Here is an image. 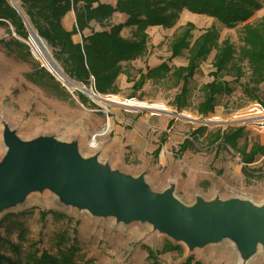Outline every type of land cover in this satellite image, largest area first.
<instances>
[{"label":"rangeland","instance_id":"rangeland-1","mask_svg":"<svg viewBox=\"0 0 264 264\" xmlns=\"http://www.w3.org/2000/svg\"><path fill=\"white\" fill-rule=\"evenodd\" d=\"M123 20L121 16L115 19L116 22ZM262 20L264 9L254 13L248 22L257 24ZM187 23L194 26L191 41L213 26L219 32V42L227 39L235 49L241 46L242 25L225 29L212 18L183 11L173 28L146 30L148 53L131 64L129 73L133 81L138 78L136 71L139 69L145 72L146 68L161 63L172 69L186 66L187 52L170 59V43ZM122 36L129 37L130 29H124ZM8 39L5 28L0 26V40ZM23 54L8 52L0 44V117L21 139L53 135L62 141H77L84 157L99 153L101 161L124 173L137 176L146 172V181L154 191L160 192L173 183L174 196L186 205L191 204L195 196L206 200L215 196L221 199L237 197L264 204V128L243 122L245 116L240 117L253 104L264 109V82L251 95L242 94L238 85L231 84L232 94L217 97L213 114L198 115L195 108L202 100L201 88L212 81V51L199 64L190 81V106L181 111L173 105L180 85H176L170 75L159 81H147L135 93L131 89L133 83L126 82L122 75L117 82V95L97 96L98 99L117 97L120 101L158 104L168 110L151 113L109 102L99 104L79 92L83 88L91 92L90 86L71 87L68 82L64 84L63 93L56 96L53 89L36 86L26 79L25 76L40 68L41 63L31 54L27 58L22 57ZM242 67L246 72L245 64ZM77 94L83 95L87 103L82 105ZM176 114L178 120L172 117ZM233 117L240 119L233 120ZM106 126L108 131L96 136ZM234 130H241L234 148L222 142L212 143L216 135ZM185 140L188 149L180 151ZM244 143L254 145L258 151L261 149V154H256L249 165L242 162L239 152ZM3 151L0 136V156ZM21 229L25 232L23 242L18 239ZM60 234L65 235L68 244L76 241L78 264H183L188 258L191 264L237 262L229 243L188 254L183 245L150 234L148 227L137 224L124 227L115 225L111 219L95 220L86 212L62 207L49 193L31 195L22 206L0 214V236L4 242L20 246L19 258H24L32 242L56 255L55 241ZM169 243L179 249L166 251ZM1 248L6 256L18 259L6 245ZM145 248L155 254L154 259L147 257ZM249 264H264V254L260 253Z\"/></svg>","mask_w":264,"mask_h":264},{"label":"trees","instance_id":"trees-1","mask_svg":"<svg viewBox=\"0 0 264 264\" xmlns=\"http://www.w3.org/2000/svg\"><path fill=\"white\" fill-rule=\"evenodd\" d=\"M101 1L15 0L14 9L8 0H0V26L5 28L9 36L8 40H0V44L6 51H15L18 55L24 53L22 57L27 58L30 56L27 47L11 37V34L25 38L27 29L34 31L44 41L52 59L64 75L79 85H91L101 96L117 95V82L122 75L126 77V82L133 83V93L139 91L147 81H159L170 75L175 84L180 85L179 92L173 99V105L179 111L190 106V81L199 64L214 51L211 64L213 71L210 74L212 81L201 88L202 100L195 108L197 114L204 117L213 114L217 97L232 94L231 84L238 85L242 94L251 95L256 93L264 82V20L257 24L248 22L254 13L264 9V0ZM70 11L74 13L75 23L70 31H66L62 26V19ZM183 11L212 18L225 29L242 25L241 46L235 49L227 39L219 42V32L213 26L191 41L194 26L187 23L170 43V59L187 52L186 66L172 69L161 63L154 68H146L145 72L139 69L136 71L138 78L133 81L129 73L131 64L140 61L148 53L146 30L150 27L173 28ZM120 16L124 17V20L116 22V17ZM124 29H130L129 37L122 36ZM85 31L89 32L88 35L84 34ZM76 35L80 36V43L73 42L72 37ZM243 64L246 66V72L243 70ZM25 77L36 86L53 89L56 96L63 93V87L54 82L52 76L42 67L36 68ZM224 77L230 80H225ZM76 96L82 105L87 103L83 95ZM240 134L241 130L223 132L216 135L212 143L222 142L234 148ZM247 145L244 143L239 152L243 156L242 162L249 165L256 154H261V149L258 151L253 145L247 151ZM186 149L188 141L185 140L180 151ZM244 171H247V168H244ZM24 234L21 229L19 241H24ZM64 236L60 234L56 237V255L40 249L37 243L32 242L24 258H19L20 246L4 242L0 236V264H78L77 243L74 240L68 244L69 241ZM2 245H6L18 259L13 260L6 256ZM170 245L172 244H167L166 251L179 249L178 246ZM145 250L147 257L154 259L155 254L148 248ZM183 264H191V258Z\"/></svg>","mask_w":264,"mask_h":264},{"label":"water","instance_id":"water-1","mask_svg":"<svg viewBox=\"0 0 264 264\" xmlns=\"http://www.w3.org/2000/svg\"><path fill=\"white\" fill-rule=\"evenodd\" d=\"M9 1L16 9L15 0ZM48 55L58 68L49 50ZM79 92L89 97L85 88ZM0 126L4 148L0 214L22 206L31 195L49 193L62 207L86 212L95 220L148 227L150 234L183 245L188 254L225 242L235 253L236 264H249L264 254V204L237 197L206 200L195 196L186 205L174 196L173 183L154 191L146 172L124 173L101 161L99 153L84 157L77 141H62L53 135L24 140L1 117Z\"/></svg>","mask_w":264,"mask_h":264},{"label":"bare ground","instance_id":"bare-ground-1","mask_svg":"<svg viewBox=\"0 0 264 264\" xmlns=\"http://www.w3.org/2000/svg\"><path fill=\"white\" fill-rule=\"evenodd\" d=\"M34 45V58L39 60L41 65L44 66V68L50 72L61 84H66L67 82L71 85V87H76L75 84L69 82L66 78V76L62 73V71L60 70V68H56L48 55V49L45 46V44L42 41H39L38 39H35L33 42ZM89 97L91 99H93L94 101H97L99 104H104L106 102L115 104V105H119V106H124L125 108H132V109H139V110H146V111H150L151 113H157V112H168V110L162 106V105H158V104H151L148 105L146 103H139V102H135L132 100H125V101H120L117 97H112L110 99H98L95 96H93L92 94H90V92H86ZM108 126H106L102 131L98 132L96 136H102L104 135L107 131H108ZM90 146H94L93 143L90 144Z\"/></svg>","mask_w":264,"mask_h":264},{"label":"built area","instance_id":"built-area-1","mask_svg":"<svg viewBox=\"0 0 264 264\" xmlns=\"http://www.w3.org/2000/svg\"><path fill=\"white\" fill-rule=\"evenodd\" d=\"M13 38H15V39L19 40L21 43H23L27 47L29 54H31V56L34 57L33 52H34L35 47L33 45V42L35 39H38L39 41H41L37 37V34L34 31L27 29V35L25 38L16 37L14 34H13ZM41 66H43V65H41ZM58 83H60V82H58ZM61 85H63V84H61ZM89 86H90V91H91L90 94H92L93 96L98 98L97 97L98 94L93 90L91 85H89ZM242 116H245V120L243 122L248 121V123H250L252 125L258 126L259 128H262V129L264 128V109L259 104H253L251 107H249L247 109V112L244 115H241L240 117H242ZM172 117L174 118V120H178L179 116L176 114L175 116L172 115ZM236 119L239 120L240 118L233 117V120H236Z\"/></svg>","mask_w":264,"mask_h":264},{"label":"crops","instance_id":"crops-1","mask_svg":"<svg viewBox=\"0 0 264 264\" xmlns=\"http://www.w3.org/2000/svg\"><path fill=\"white\" fill-rule=\"evenodd\" d=\"M110 0H102L101 2L103 3H108ZM110 3V2H109ZM75 20H74V13L72 11H70L69 13H67L64 18L62 19V26L66 31H70L72 29V27L74 26ZM97 30V28H96ZM88 31H85L84 34L88 35ZM73 42L75 43H80L81 42V38L80 36H74L72 37ZM120 79V77L118 78V80ZM252 144L248 145V150L251 148ZM247 150V151H248Z\"/></svg>","mask_w":264,"mask_h":264}]
</instances>
